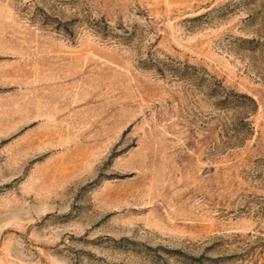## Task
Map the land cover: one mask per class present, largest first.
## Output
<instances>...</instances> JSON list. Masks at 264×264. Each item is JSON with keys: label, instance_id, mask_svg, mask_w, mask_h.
I'll use <instances>...</instances> for the list:
<instances>
[{"label": "rangeland", "instance_id": "374dc122", "mask_svg": "<svg viewBox=\"0 0 264 264\" xmlns=\"http://www.w3.org/2000/svg\"><path fill=\"white\" fill-rule=\"evenodd\" d=\"M0 264H264V0H0Z\"/></svg>", "mask_w": 264, "mask_h": 264}]
</instances>
